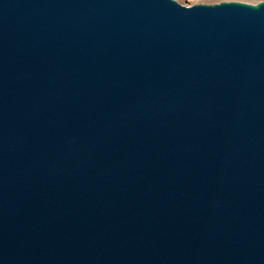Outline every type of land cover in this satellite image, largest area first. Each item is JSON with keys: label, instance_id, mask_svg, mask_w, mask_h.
<instances>
[{"label": "water", "instance_id": "obj_1", "mask_svg": "<svg viewBox=\"0 0 264 264\" xmlns=\"http://www.w3.org/2000/svg\"><path fill=\"white\" fill-rule=\"evenodd\" d=\"M0 264H264V1L0 0Z\"/></svg>", "mask_w": 264, "mask_h": 264}, {"label": "rangeland", "instance_id": "obj_2", "mask_svg": "<svg viewBox=\"0 0 264 264\" xmlns=\"http://www.w3.org/2000/svg\"><path fill=\"white\" fill-rule=\"evenodd\" d=\"M179 4L184 5V6H191L194 4H214V3H220L224 1H240V2H246V3H258L264 0H175Z\"/></svg>", "mask_w": 264, "mask_h": 264}]
</instances>
